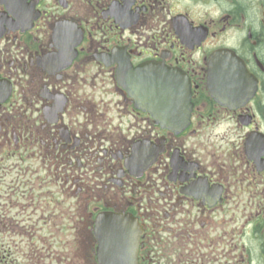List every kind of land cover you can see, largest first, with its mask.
I'll return each mask as SVG.
<instances>
[{"label":"flooded vegetation","instance_id":"af4514ba","mask_svg":"<svg viewBox=\"0 0 264 264\" xmlns=\"http://www.w3.org/2000/svg\"><path fill=\"white\" fill-rule=\"evenodd\" d=\"M141 65L185 77L183 124L121 86ZM106 215L137 264H264V0H0V264H101Z\"/></svg>","mask_w":264,"mask_h":264},{"label":"water","instance_id":"95a60500","mask_svg":"<svg viewBox=\"0 0 264 264\" xmlns=\"http://www.w3.org/2000/svg\"><path fill=\"white\" fill-rule=\"evenodd\" d=\"M225 63L224 69L230 75H219L217 72L221 70L216 69L211 71V77L233 79L225 83L240 88L242 85L234 79L249 77L241 61L234 55L226 54ZM119 77L121 86L135 99L137 107L151 113L156 121L176 126L188 118L190 92L186 90L188 86L183 82L185 77L181 73L169 74L164 68L141 65L122 70ZM96 232L102 248L101 264L138 263V224L131 216H102Z\"/></svg>","mask_w":264,"mask_h":264}]
</instances>
